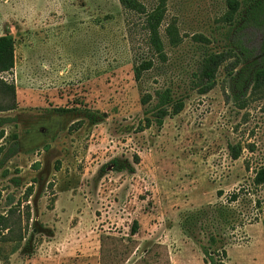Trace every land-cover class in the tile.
<instances>
[{
  "label": "rangeland",
  "instance_id": "1",
  "mask_svg": "<svg viewBox=\"0 0 264 264\" xmlns=\"http://www.w3.org/2000/svg\"><path fill=\"white\" fill-rule=\"evenodd\" d=\"M139 1L148 10L158 2ZM228 16L227 0H166V61L137 82L132 66L148 52L146 34L142 17L126 15L118 0H0V35L14 39V66L0 79L14 84L16 101L0 111L12 119L0 126V145L16 143L0 155L8 227L0 264H99L101 233L134 240L129 252L111 253L117 264H168L164 252L169 264H207L197 244L206 236L185 234L182 222L200 209L218 216L222 204L231 225L217 233L226 264H264V183L252 182L264 165V84L239 90L232 49L240 38L257 56L261 32L239 30ZM209 50L227 57L202 94L193 75ZM167 86L183 109L138 131L152 102L141 96ZM10 100L0 91V108ZM230 145L241 147L238 158Z\"/></svg>",
  "mask_w": 264,
  "mask_h": 264
},
{
  "label": "trees",
  "instance_id": "2",
  "mask_svg": "<svg viewBox=\"0 0 264 264\" xmlns=\"http://www.w3.org/2000/svg\"><path fill=\"white\" fill-rule=\"evenodd\" d=\"M122 6L124 12L128 16L136 14L142 17L140 26L146 34V44L148 46V52L145 55L137 57L132 66L134 79L137 82H141L145 72L149 71L155 63V60L161 62L166 61V52L164 48V42L161 37L160 27L165 17L166 12V0H158L157 4L150 10H148L144 4L139 0H118ZM228 4V20L230 23L236 24L237 29H244L247 27H254L261 32V40L258 46V55L253 56V50L246 47L243 41L238 38L236 40L237 46H232L233 53L235 55V62L233 65H239V71L235 78L236 86L240 91L247 85L252 84L253 87H260L264 84V0H227ZM129 24V20L127 19ZM132 24V22H131ZM165 33L170 45L175 46L180 41V36L177 27L174 22H170L165 27ZM235 47L238 48L235 50ZM227 54L222 51H205L201 56L198 63L197 70L193 75V87L198 90L199 93H206L212 89L216 83V73L219 66L226 59ZM252 57V58H251ZM14 66V39L9 34L0 35V74L3 72H9ZM233 69V68H232ZM231 69V70H232ZM0 91L4 95L11 97L10 102L0 108V111L11 110L16 107L15 101V87L13 83H7L0 79ZM238 98V97H236ZM149 114L144 116L138 123V131H143L149 128L151 125L161 127L163 120L166 117H171L178 114L184 105L182 98H175L172 90L169 86L154 90L153 94L146 92L141 98L142 104H148L150 101ZM62 111L63 109H59ZM12 121L9 117L0 118V126L3 123ZM3 136V130H0V139ZM231 158L236 159L239 157L241 147L236 145H230ZM16 151V143L6 150L4 146L0 145V155L3 158H7L11 153ZM138 157L136 156L135 160ZM252 182L255 185L264 183V165L256 170ZM32 192V186H27L25 189L26 197ZM221 193V192H219ZM238 192H233L229 200L235 201L237 199ZM228 200V201H229ZM12 202L10 199L7 201V206ZM11 207L7 211H10ZM218 216H208L206 209H200L197 211H190L184 215L182 222V229L185 234H192V232L198 228L206 236V242L198 241L197 244L203 254V261L207 264H226V251L224 246H219L218 232L225 224V230L231 228L228 218L226 217V211L228 207L225 205H219ZM6 216L0 214V230L7 229ZM139 229V223L137 220H133L130 227V234L134 235ZM100 255L99 264H117L118 260H110L111 253L119 252V250L125 249L126 253L128 247L134 240L132 238H124L123 236H116L109 233L100 234ZM159 245V244H153ZM150 247L145 250L142 258L145 259L149 255ZM164 260L169 264V256L167 252H164Z\"/></svg>",
  "mask_w": 264,
  "mask_h": 264
}]
</instances>
